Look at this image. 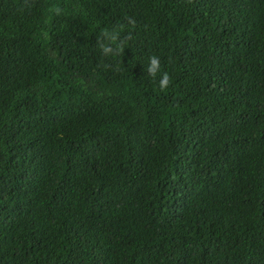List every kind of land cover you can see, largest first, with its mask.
<instances>
[{"label":"trees","instance_id":"obj_1","mask_svg":"<svg viewBox=\"0 0 264 264\" xmlns=\"http://www.w3.org/2000/svg\"><path fill=\"white\" fill-rule=\"evenodd\" d=\"M263 236L264 0H0V264H264Z\"/></svg>","mask_w":264,"mask_h":264},{"label":"clouds","instance_id":"obj_2","mask_svg":"<svg viewBox=\"0 0 264 264\" xmlns=\"http://www.w3.org/2000/svg\"><path fill=\"white\" fill-rule=\"evenodd\" d=\"M113 39H115V37H113ZM104 51L107 53V52L110 51V49L106 47V48H104ZM158 67H159L158 58H156L154 56L151 57L150 58V63H149L148 68H147V71L150 74L154 75L157 72ZM168 83H169V77H168L167 73H165L162 76V78L159 80V87L161 89H164L168 85ZM263 239H264V236L262 237L261 242H262Z\"/></svg>","mask_w":264,"mask_h":264}]
</instances>
